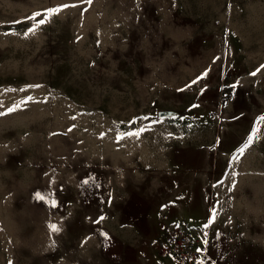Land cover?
Returning a JSON list of instances; mask_svg holds the SVG:
<instances>
[{"label":"rangeland","instance_id":"rangeland-1","mask_svg":"<svg viewBox=\"0 0 264 264\" xmlns=\"http://www.w3.org/2000/svg\"><path fill=\"white\" fill-rule=\"evenodd\" d=\"M151 184L236 215L217 264H264V0H0V264H158L112 209Z\"/></svg>","mask_w":264,"mask_h":264},{"label":"crops","instance_id":"crops-1","mask_svg":"<svg viewBox=\"0 0 264 264\" xmlns=\"http://www.w3.org/2000/svg\"><path fill=\"white\" fill-rule=\"evenodd\" d=\"M185 164V162H184ZM177 172V171H175ZM190 174V173H187ZM168 175V174H167ZM176 175V174H175ZM147 180H150L153 182L154 179V175L151 172V174H147ZM190 181L193 182L192 179H190ZM194 183V182H193ZM123 189V188H122ZM163 190L160 192H155L152 189V184H151V192L148 195L149 197H151V204L148 206V208L145 207L144 204L140 203L141 202V197L139 195V193H134V192H130L129 197L127 198L128 202L126 204H122L121 202V196L117 199L118 202L115 203V205L113 206V210H115L117 208V210L113 211V212H118L119 213V217L121 218V222L117 225V229L114 230L115 233H118L119 236L118 238L120 239L119 241L121 242V246L125 249H140V248H146V246H142V245H135L133 244V236L135 237H139L140 235H143L145 237V239H147L148 237V232H151V230L153 228L156 229V232L158 233V228L160 227V230L164 231V225L165 224H178L181 221H186L188 222L184 216L186 215V213H193V212H199L200 216L202 217V219L204 220V224L199 226V225H191L189 222V224L194 227V228H198V227H202V226H206L209 228V226L212 227V229L215 227L218 228L219 226L221 227L222 224H219V220L218 218L220 217H235V214H230V211L226 210V214H221V212H218L215 215L216 221L214 223H212L211 221H207V215L205 213V210L202 208V200L200 198V196L198 195V197H194V194H192L191 192V196L190 199L188 198H179L177 195H173V194H166L163 193ZM123 191H127L124 190ZM147 195V194H146ZM148 210V212H145V210ZM122 212L124 213L125 216H127L129 218V221H127L126 225L123 226V222H122ZM166 215L167 216V220L166 222L162 221V217ZM253 211L250 212V209L248 210V214L247 217L248 219L245 221H242V225H239V222H237V220L231 219L228 220L226 223V225H224V228L226 229L227 233H245V232H257L258 231V226L259 223L263 225V221L261 219H257V218H264V216H262L261 211L258 212V217L256 219H253ZM211 216V214L209 215V217ZM243 216V215H242ZM145 217L147 218V222H145ZM120 221V220H119ZM218 223V224H217ZM142 225L144 226L146 229H141L139 228V226ZM124 229V230H123ZM216 231V230H215ZM103 232H106V229H103ZM113 233V232H112ZM213 234V232H212ZM114 235V234H113ZM141 237V236H140ZM164 238V236L162 237V239ZM161 239V241H162ZM242 239H246V237L242 236ZM250 240H252L251 238H248ZM139 242V241H138ZM137 242V243H138ZM144 242V241H143ZM215 243L216 241H214V238L212 239L211 237V241H210V247H209V256H210V260H207L204 264H217L216 263V259L221 260L220 257L217 255L216 250H215ZM98 248H104V244L102 243H98V245H96ZM216 259H215V258ZM159 258V257H158ZM124 260V259H122ZM121 260V261H122ZM160 260V259H159ZM125 262H120L119 264H126V259L124 260ZM135 264H137L135 262ZM144 264V263H142Z\"/></svg>","mask_w":264,"mask_h":264},{"label":"built area","instance_id":"built-area-1","mask_svg":"<svg viewBox=\"0 0 264 264\" xmlns=\"http://www.w3.org/2000/svg\"><path fill=\"white\" fill-rule=\"evenodd\" d=\"M167 216L162 217L166 222ZM160 244L162 260L158 264H204L210 260L206 226L194 228L188 222L164 225Z\"/></svg>","mask_w":264,"mask_h":264},{"label":"snow or ice","instance_id":"snow-or-ice-1","mask_svg":"<svg viewBox=\"0 0 264 264\" xmlns=\"http://www.w3.org/2000/svg\"><path fill=\"white\" fill-rule=\"evenodd\" d=\"M88 2L91 3V0H88ZM63 7H64V8H67V7H69V5H63ZM59 11H60L59 8H52V9H49V10H48L49 14L57 13V12H59ZM36 16H40V13H36ZM32 19H35V17H33ZM45 22H46V21H45L44 19H40V21H39L40 24H44ZM252 75H256V73H252ZM36 195H37V198H38L39 200H43V199H44V197L41 196L39 193H37ZM53 204H54V202H53ZM52 227H53V230H54V231H59V230H60V229L57 228L55 225H53ZM205 243H207V241H205Z\"/></svg>","mask_w":264,"mask_h":264},{"label":"water","instance_id":"water-1","mask_svg":"<svg viewBox=\"0 0 264 264\" xmlns=\"http://www.w3.org/2000/svg\"><path fill=\"white\" fill-rule=\"evenodd\" d=\"M181 115V112L175 110H160L157 113L158 118H174Z\"/></svg>","mask_w":264,"mask_h":264},{"label":"bare ground","instance_id":"bare-ground-1","mask_svg":"<svg viewBox=\"0 0 264 264\" xmlns=\"http://www.w3.org/2000/svg\"><path fill=\"white\" fill-rule=\"evenodd\" d=\"M209 244H210V232H208V235H207V245H208V247H209Z\"/></svg>","mask_w":264,"mask_h":264}]
</instances>
